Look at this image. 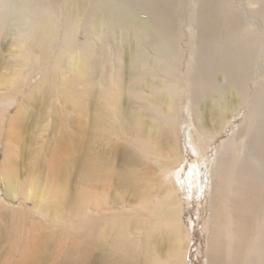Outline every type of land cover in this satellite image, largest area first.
<instances>
[{
	"label": "bare ground",
	"instance_id": "obj_1",
	"mask_svg": "<svg viewBox=\"0 0 264 264\" xmlns=\"http://www.w3.org/2000/svg\"><path fill=\"white\" fill-rule=\"evenodd\" d=\"M3 35L15 68L0 80L8 147L43 106L127 143L112 147L117 158L80 148L85 170L71 198L55 175L66 156L48 162L46 183L19 180L8 152L0 222L18 223L32 201L76 235L83 264L86 237L105 249L95 264H191L190 200L173 172L187 137L196 153L188 182L206 195L204 264H264V0H0ZM25 72L40 77L20 101ZM73 144L64 149L76 153Z\"/></svg>",
	"mask_w": 264,
	"mask_h": 264
},
{
	"label": "rangeland",
	"instance_id": "obj_2",
	"mask_svg": "<svg viewBox=\"0 0 264 264\" xmlns=\"http://www.w3.org/2000/svg\"><path fill=\"white\" fill-rule=\"evenodd\" d=\"M8 38L6 35L0 37V80L8 75H13L15 70L12 64L14 57L3 47L9 40ZM26 74L28 78L30 77V80L24 92L18 95L20 101L25 99L26 94L31 91L40 77V74L37 73ZM26 74L24 75L27 76ZM57 106H59V109L61 108V105ZM16 110V107L12 108L11 113H16ZM185 116L187 118L190 117L189 119L192 118L187 114V111L185 112ZM86 124L85 122L80 124L74 112L68 114L63 109H60L58 115L53 116V113L49 112V108L47 109L43 106L41 112L25 119L24 126L13 137L15 139L10 143L15 142L14 144L18 147L17 149L8 147L6 138L0 140V170L9 152L17 160L16 173L19 180H24L26 177L31 179L39 175V180H45L47 183L50 177V171L47 170L49 166L48 162H52L55 157L60 160L64 155V157L66 156L65 162L59 161L63 169L55 175H58V179L61 178L60 180L63 183L66 181L68 196L69 198L73 197L81 189V181L79 180L82 170H85V166L82 165L81 160L83 154H80L82 150L79 149L83 148L85 155L91 150H96L97 152L108 150L110 154L106 151L105 153L117 158L113 148L116 145L125 148L127 143L123 136L118 135L119 133L114 134L111 140L105 138L99 129L90 131ZM233 126L232 124L228 128L223 137L229 135ZM109 140L112 141V144ZM73 142L76 143V153L74 154H72ZM217 143L219 144L218 141L216 145H218ZM71 144V149H64L65 145L68 149ZM105 147L106 149H104ZM108 147L109 149H107ZM111 149L112 151L110 152ZM182 150L184 158L173 172L178 174V180L182 185V197L190 200V207L186 210L184 217L191 226L194 237L189 258L191 264H204V258L200 255V250L205 244V233L203 231V215L205 214L201 211H203L202 206H204L206 201V195L204 192L203 195L195 193L196 188L192 187L188 182L187 173L190 172V168L194 165L192 162L196 158V153L187 137L182 141ZM63 151L66 153L63 154ZM90 169L87 168V170ZM86 183L87 186L85 187L89 188L93 193V181L89 179ZM112 185H115V179L107 187L109 189L106 192L110 193L109 195L111 193L115 195L119 192V189ZM115 187L116 189H114ZM22 216V219L18 223L13 222L10 218L0 222V264H83L76 245V235L74 236V233L69 231L62 223L54 224L45 218L43 219L41 215L34 212V203L32 201L29 202L28 211L22 212ZM64 217L70 219L67 215ZM83 242L87 247L86 255L89 256L87 264H95L97 256L104 253L105 249H98L94 241L89 237H86Z\"/></svg>",
	"mask_w": 264,
	"mask_h": 264
}]
</instances>
